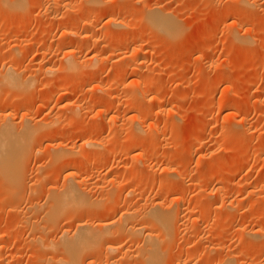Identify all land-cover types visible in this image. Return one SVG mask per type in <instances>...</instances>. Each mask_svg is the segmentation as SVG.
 <instances>
[{"label":"rangeland","instance_id":"rangeland-1","mask_svg":"<svg viewBox=\"0 0 264 264\" xmlns=\"http://www.w3.org/2000/svg\"><path fill=\"white\" fill-rule=\"evenodd\" d=\"M23 2L24 4L17 6L13 12L4 7L0 8V32L2 29L8 32V35L0 36V77H3L4 70L12 69L11 67L21 74L17 77L20 79L17 80L19 82L17 84L4 85L0 81V112L13 115V123L16 126L22 125L23 121L31 120L32 124L36 122L40 127L45 123L46 128L41 127L33 143V151L31 150L33 153L30 154L28 171L25 174L26 192L20 193V205L17 204L20 206L19 209L24 211L30 202H34L39 212L37 209L36 216L30 213L34 216L31 215L32 222L35 224L38 222L37 225L39 222L44 223L43 214L40 212L49 206L47 194L51 187L49 185L54 183L53 185L60 188L66 184L65 170L69 167L68 164L57 165L56 162L53 164L48 160V155L53 152V146L58 147L61 143L73 146L79 144L86 136L95 140L101 139L107 144L114 141V146L117 144L119 147H117L119 150L116 149L119 152L115 155L116 159L106 160L104 164H100L102 168L97 171H94L96 167L94 161L80 164V169L86 173V179L90 181L86 183L88 188L95 190L96 187L93 185L104 184L105 176L117 178L118 182L127 176L137 178L142 170L145 171L144 165L140 162L132 165L139 160L133 151L130 154L120 151L124 144L130 142L127 137L126 139L119 137V134L114 132L116 125L121 126L124 121L126 122L124 125H129L135 120L137 125L140 121L141 124L148 126L158 110L166 114L169 109H175L174 113L171 110L173 121L169 126L170 130L169 132L166 130L169 136L162 143L171 144L165 146L167 148L171 146L169 151L171 150L174 160L178 158L180 162L176 164L175 161L171 162V169L174 167L172 173L175 170L174 175L171 174V177L158 175L156 180L157 183L162 179L177 180L170 197L163 199L169 204L179 196V184L176 183H180L183 175H186L184 201L187 205L199 204V211L193 216L199 223L197 222L195 228L191 226L179 236L176 244L183 246L184 251L170 260L171 264H180L183 258L198 249L205 250L198 253L194 259L201 264L214 260L218 261V263L215 261L217 264L219 262L221 264L222 260H224L222 264H260L264 258V35L259 40V34L264 32V0ZM66 2L70 4L68 7L64 6ZM151 6L172 13L173 18H176L181 26V33L176 38L147 29L142 17ZM82 27L91 28L89 29L91 31L93 28L88 39H91L89 44L88 41L84 43L79 38L65 37V32ZM212 36H215V40L210 43ZM137 46L142 47L139 55L145 58L144 69L149 72L153 81L146 92L142 90L147 79L151 77L145 70L136 78L123 79L124 68L127 69V73L136 71L131 61L138 56L137 51H134ZM72 48L78 53L80 50L79 56L85 63L87 61L89 63L90 59L97 56L98 59L95 61L97 65L91 67L84 64L74 72L64 70L65 55ZM13 69L10 71L14 72ZM47 69L51 72H47ZM17 72L14 73L18 76ZM158 85L163 86L160 106L157 105L159 109L153 105L152 94ZM63 98L67 100L64 101ZM76 103L82 110L74 112L71 109ZM142 109L147 112L146 118L142 115L138 120L132 118ZM57 112L60 115L54 120ZM1 113V116L4 115ZM161 114L156 122L164 127L165 115ZM167 115L168 113L166 117ZM175 123H179L178 128L175 127ZM226 125L227 128L224 127ZM226 129L232 131L229 133ZM138 137L132 139L133 145L140 139ZM247 143L251 146L248 151ZM150 148V143L146 142L139 148V152L147 155ZM234 150L241 159L238 158L239 161L236 159L238 162L235 160L238 164L229 161L233 158L231 156ZM203 169L207 171L204 177ZM48 172L53 174L51 179L47 178ZM199 183L202 184L197 185L198 188L194 186ZM221 183L227 186V195L223 202H227V205L228 202H235V208H239H236L238 210L231 218L230 215H226L228 214L226 205L222 204L221 199L206 196L207 192ZM199 186L204 188L202 193L207 190L202 196ZM0 192H3L0 193V240L4 243V253L7 255L5 264H55L52 260L46 261L45 255L43 256L45 253L36 246L33 238L35 230L30 225L28 227V224L25 226L24 222L19 224L21 215L14 210L15 204H6L10 192L1 190ZM126 192L119 195L122 196V200L126 197ZM119 196L117 198L111 196L115 197L113 203L105 199L107 205L110 206L109 203H112L115 206L116 199L117 201L120 199ZM104 205L106 204L103 203L101 206ZM251 209L254 211L251 212ZM201 210L205 214H202ZM113 211L107 210V214L114 216ZM78 214L77 218L75 216L73 219L69 216L64 219L63 216L64 220L60 218V224L58 221L57 227L49 228L44 235L48 238H57L63 229L74 232L76 225L86 220L83 218L85 213ZM181 216V223L190 218L185 213ZM244 222L245 226L242 225ZM260 228L262 231L257 232L255 238L247 237L246 232L251 229L259 231ZM196 234H201V238L204 239L193 241L192 237ZM125 241L128 242H124L123 245L130 248L132 242L127 239ZM134 247L136 248L133 244ZM133 248L131 250L136 252L137 250ZM105 256V254L103 258L98 256L101 258L98 260L94 258L95 262L110 264L113 261L112 256L109 255L108 260ZM132 259V264H139L135 262L138 260ZM0 264H4V261Z\"/></svg>","mask_w":264,"mask_h":264},{"label":"bare ground","instance_id":"bare-ground-1","mask_svg":"<svg viewBox=\"0 0 264 264\" xmlns=\"http://www.w3.org/2000/svg\"><path fill=\"white\" fill-rule=\"evenodd\" d=\"M23 1L24 0H0V8L4 7V8H7L8 10H11L13 12L17 8V6L24 4ZM51 1H53V0H50V2ZM66 3L67 4H65L64 6L68 7L70 4H68V2H66ZM97 3H99V1ZM57 5H59V3H57ZM98 6H100V4H98ZM93 8H94V6H93ZM93 10L94 9H92V11ZM171 14H169V12L166 13L157 7L151 6V8L148 9V11L142 17V22L145 23L147 29H149L150 31L155 30L157 32L162 33L164 36L167 35L168 37H175L176 38V36H178L181 33V26L175 20L176 18L175 17L173 18V16ZM87 22H89V21H87ZM85 26L87 28V25H85ZM86 28L82 27L81 29L79 28V29L74 30V31L72 30V32L68 31V32H65L64 35L66 38H71V39L72 38H79L84 43L88 41V44H89V41L91 39L90 40H88V39L91 37L90 34L93 31V28H92V31L89 30L91 28H88V29H86ZM1 31H2V32H0L1 37L8 35V32H6V30L3 31V29H2ZM263 35H264V32L259 34V40L262 39ZM214 40H215V36H212L210 38L209 42L212 43V42H214ZM136 45H138V44H136ZM70 46H73V45H70ZM75 48L77 49L78 47H75ZM76 49L74 50L72 48L71 50L67 51L65 58H64L65 59V61H64L65 64L63 65L64 70H69L72 72L78 71L80 68H82V66L84 64H85V66L91 65V67H93L92 65H94V67H95V64H96L95 61H97V59H98L97 56L90 59L89 63H87L88 61L85 63V62H82V60H81L82 57H80L81 55L79 54L80 50L78 49L79 50V53H78L76 51ZM134 51H137L138 56L133 58L131 62L133 64V66L136 68V71L134 70V72L127 73L128 72L127 69L124 68L123 69V71H124L123 79L131 80L133 78H136L139 75H142V70H145L144 69V67L146 66L145 65L146 61L144 60L145 58L143 59L139 55V54H141L142 47L139 46ZM11 68L13 69L14 67H11ZM12 69L8 68L6 71L4 70L5 72L2 70L3 71V77H4V78L2 76L0 77V81L2 84L13 85V84L19 83L17 81L19 78H17V77H19L21 74L19 75V73L16 70L14 71V69H13V71L15 73L17 72V74H18V76H17L14 72L10 71ZM47 72H51V70L47 69ZM146 73H147V71H146ZM147 74L151 77L149 72ZM30 78L28 80H30ZM150 79H147L148 81L146 80L147 82H146L145 88L142 91H144V92L147 91L148 87L151 85V82H153L152 77ZM154 83H156V82H154ZM159 85H162V84H159ZM159 85L155 87V89L152 93L153 94V101H154V102L153 101L152 102H153V105L155 107L160 104L159 103L160 102V93H161V88L163 86L160 87ZM137 91H136V93H137ZM100 97L102 98V96H100ZM134 98H137V96ZM63 99H64V101L67 100V99L65 100V98H63ZM114 100H116V98H114ZM101 101H103V100L101 99ZM135 101H136V99H135ZM138 101H140V100H138ZM130 104H132V102ZM140 104H142V103L140 102ZM72 106H73V108H71V109L74 112L81 109L79 107L80 105H78L77 103L73 104ZM136 106H138L137 103H136ZM156 108H158V106ZM161 110H163V108ZM169 110L170 111L167 112L168 113L167 117H166L167 113L165 114L164 111L161 112L158 110V113L157 114L155 113L156 117L154 116L152 118V120H151L152 122L150 124H148V126H147V124L146 125L141 124L140 121H139V125H137L135 123V120H134V122H132V124L130 123L129 125L128 124L124 125L126 123L125 121H124L123 125H121V126L116 125V129L114 132L119 134V137L122 136V137H125V139L127 137L129 139L128 141L130 142V143H127V145L124 144L120 148V151L123 153H129V154H130V152L133 151L135 153L134 156H137L139 158V160L135 161L132 165H134L135 163L137 164L139 162L144 165L145 171L142 170V173L139 176L137 175L138 176L137 178L127 176V178L123 179L124 177L123 178L121 177L123 180L121 182H118V180H116L117 178H114V177L110 178L108 176H105V178H104L105 183L104 184H102V185L91 184V185L96 187V189L94 188L95 190H93V188H91V187L88 188L89 186L87 187L88 184L86 185V183H88L89 180L86 179L87 178L86 173L80 169V164L85 163V162L94 161L96 163V167H94V171H97V169L102 168V167H100V166H102L100 164H102V163L104 164V162L106 160H110V159L113 160L115 158V155L117 154V152L119 150L118 145L116 144V146H114L115 145L114 141H113V143L109 142V144H107V143L103 142L101 139L95 140V139H91V137L86 138L87 137L86 136L85 138H83L80 141L79 144L76 143L73 146H71V145L65 146V143H64V145H62V143L58 144V147H57V145L53 146V148H54L53 152H51L48 155V160L51 161L53 164H55V162H56L57 165H66V164L69 165V167H67V169L65 170V172L67 174L64 177V180H66L67 182L65 181L66 184H64L60 188L57 185H53L54 183L49 185V186H51L47 191L49 206L48 207L46 206L47 209H43L40 212L43 214L42 219L44 220V223L43 224L41 223L42 225L40 224V222L38 225H37L38 222H36V224L34 221L32 222V216H33L32 214H34V216H36L35 213H36V210L38 209L34 202H30V205L28 206V208L24 209V211L20 210L19 209L20 206H18V205H20V200H21V198H20L21 194L20 193L22 191L26 192V187H27L26 180L27 179L25 177L26 176L25 174L28 171L29 157H31L30 154L33 153V152L31 153V150L34 146L33 143L37 139L39 131H41L40 130L41 127L45 126V123H43L44 125H41V127H40L38 123L36 124V122H35L32 124V121L30 120V122H29V120H28L27 122L23 121L22 122L23 124L21 123L22 125L16 126L13 123V119H14V118H12L13 115L12 116L8 115L6 112L5 113L7 115H5L4 113L0 112L1 114H4L2 116L0 115V190L5 191V192H7V191L10 192V195L8 197L9 200H8V203H6V204H8V205L9 204L10 205L15 204L14 206H16V208L14 210H16V212H18L21 215L20 216L21 218L19 217L20 218L19 224H20V222L21 223L24 222V223H26V225L25 224H23V225L27 226V224H28V227L30 225L35 230L36 233H35V236L33 237L34 241L36 243V246H38L43 251V253H45V254H43V256L45 255L46 258L45 257H43V258H45L46 261L52 260L55 262V264H97L96 262H98V261L95 262V259L98 260V259L103 258L102 256H104V254H105L106 255L105 257L107 258V260L112 256L111 261L112 260L113 261L110 264H132L131 263V262H133V261H131L132 258L135 260H138L135 262H139V264H171L170 260L172 261L176 255H178L184 251L183 246L176 244V243H178L177 239L179 238V236L182 233L184 234L185 231L189 230V228L191 226H192V228H195L197 226V222L199 223V221L193 217L195 215V213H197L196 211H199L198 210L199 204L198 203H192V204H188V205L185 204L184 189L187 186L186 185L187 184L186 179H185L186 175H183L182 179L180 177L181 173L178 175L180 177L179 179H181V181H180V183H176V184L177 185L179 184L178 187L180 190L179 191L180 194L178 197H175L173 200L170 198L172 200V202L169 204H168V202H165L163 199H165L167 196L170 197L169 195L172 193V187L175 186V182H177V180L175 181L174 179L173 180L172 179H164V181H163V179H162L163 177H162V178H160V180L162 179V181H160V182L158 181V183H157V180H158L157 176L158 175L165 176V177L166 176L171 177L170 176L171 174L174 175L175 170L172 173V169L174 167L171 169V162L172 161L173 162L175 161V164L177 162L178 163L180 162L179 161L180 159H178V158H175L176 160H174L173 154L170 152L171 150L169 151V148L171 146H169L168 148H167V146H165V145H171V144L169 143V144L163 145V143H162V141L167 136H169V134H167V133L169 132V130H170L169 126H171V123L173 121L171 114L175 112V111L173 112V110H175V109H173V110L169 109ZM171 110H172V113H171ZM147 111H148V109H147ZM58 112L54 115V118H53L54 120L59 117L60 114ZM159 112H161L162 114L164 113L163 115H165V117H163L164 123H165L164 127H161L156 122V119H157V121L160 119L159 116L161 113L159 114ZM162 114H161V116H162ZM140 115H142V117L146 118L147 112L145 113V111H143V109H142V111L139 110L137 112V116L132 117V118L138 120ZM132 118H130V121L132 120ZM118 119H120V117ZM127 122H129V120ZM113 123H114V121H113ZM177 124H179V123H177ZM177 124L175 125V127H177ZM117 126H119V127H117ZM224 127L227 128L228 126L226 125ZM45 128L46 127H44L43 129H45ZM172 128L174 129V127H172ZM166 130H168V132ZM175 130H173V131H175ZM170 132H172V131H170ZM115 133H113V134H115ZM176 134H178V132H176ZM136 137L140 138V139H138L139 142L137 141L135 143V145H133L132 144L133 140ZM146 142L150 143V146H151V148H150L151 150H150L149 154H147V155L139 152V148H142ZM176 142H177V140H175V143ZM176 144H178V143H176ZM247 145H248V143H247ZM177 147H180V146H177ZM247 147H248L247 148V151H248L249 147H251L250 144ZM116 149H118V150H116ZM238 152H239V148H238ZM233 155L231 156L233 158L230 159L229 161H232L231 163H233V164L234 163L238 164L237 163L239 161L238 158L240 159V157H238V154L236 153L235 150H234ZM201 157L202 156H200V158ZM156 162L157 163L159 162V163L155 165ZM206 167H208V166H206ZM38 169H40V168H38ZM188 172H189V170H188ZM94 173H92V175ZM206 173H207L206 169H203L202 176L203 177L206 176ZM47 174H48L47 178L51 179L53 177V174H51L49 172ZM175 175L177 176V174H175ZM44 176H45V174H44ZM44 178H46V177H44ZM56 178H58V177H56ZM156 178H157V180H156ZM149 181H151V183ZM45 182H46V180H45ZM200 184H202V183L196 184L194 186L196 187L197 185H200ZM126 186L128 187L127 190H126ZM189 186H190V184H189ZM197 188H198V186H197ZM199 188H201V187L199 186ZM203 189H204L203 187L201 188V190L197 189V190L201 191V192L198 191V192H200L201 196L203 193H205L207 191L206 190L202 193ZM125 192H126V197L124 198V200H122L123 199L122 196L120 197L119 195H121L122 193H125ZM0 193H3V192H0ZM29 193H31V192H29ZM33 194H34V192H33ZM113 195L116 196V198H117V196H119V198H120L118 201L116 199L117 204L115 206L112 205L113 201L115 200V197L112 198ZM226 195H227V186L224 183H221V185H219L218 187H213L209 191V193L207 192V194H206V196H208V197L209 196L210 197L215 196L217 198V200L221 199L222 204L224 203L223 201H225L224 198ZM24 198L26 199V197H24ZM25 199H22V200H25ZM32 199H34V197H32ZM32 199L30 198L31 201H32ZM105 199H107L108 201H110V200L112 201L114 199L112 201V203H109L110 206H113V207H110L109 205H107V200H105ZM168 199H166V200H168ZM198 200L197 201L200 202V199H198ZM103 203L106 205L101 206ZM225 203L223 205H226V209H227L226 213H228L226 215L227 216L230 215V218H231L234 215V212L236 210H238L239 208L238 207H236L238 209L235 208V205H234L235 202L234 203L228 202V205H227V202H225ZM107 206H109V208ZM219 206L220 205H218V207ZM42 207H41V209H42ZM201 207H205V206L201 205ZM113 209H115V211H113ZM107 210H108V212H109V210L115 212V215L114 216H112V215L110 216V214L108 215ZM202 210H203V208H202ZM202 210H201V213H202ZM37 211L39 212V209ZM253 211L254 210L251 209V212H253ZM80 212L82 214L85 213L83 218H85L86 220L85 221L83 220L80 223H78V225H76V227H75L76 229L74 228L75 229L74 232H72L73 230L70 232L69 230L63 229L61 232V235L59 234V237H57V238H48L44 235L46 230L48 231L49 228L54 229L55 226L57 227L58 221L60 224V218H62L63 216H64L63 217L64 219L66 217L68 218V216H69V218L73 219V217L75 218V216L77 218V216L79 215L78 213H80ZM30 213H32V214H30ZM184 213L188 214L190 218H189V220H186L184 222L182 221V223H181L180 217L182 218L181 215ZM76 214H78V215H76ZM202 214H205V212ZM214 214H215V211H214ZM216 216H217V214H216ZM226 217H224V218H226ZM63 218H62V220H64ZM78 218L80 219V217H78ZM246 223H248V221ZM246 223L244 222V223H242V225L245 226ZM261 227L263 228V226H261ZM262 228H260L259 231H256V229H251L250 231L246 232L248 235L247 237H251V238L254 237L255 238V236L257 235V232L260 233L262 231L261 230ZM33 229H31V231H33ZM33 235H34V233H33ZM200 235L201 234L194 235V237H192L193 239L190 236L189 237L193 241L194 240L195 241H202L204 238L202 239ZM125 239L129 240L130 243L132 242L130 244V248L131 247L133 248V244L136 246V248L134 247L137 250L136 252H133L131 250L132 248L131 249L127 248L128 247L127 245L126 246L123 245L124 242H126V243L128 242V241H125ZM170 250H171V254H170ZM4 251H5L4 243L0 240V262L3 263V261H4V264H5V262H6L5 260L7 258V255L4 253ZM203 251L205 252L204 249H202V250L198 249V251H194L193 253H189L188 254L189 256H187L186 258H183L180 264H194V263L201 264V262H200L201 260H199L200 263H198V262L194 261V259H196L195 257L198 253H200V252L202 253ZM107 254H108V257H107ZM109 255H110V257H109ZM98 256L101 258H99ZM45 259L43 260L44 262H45ZM123 261H125V263H123ZM215 261L216 260H214V262H208L207 264H217L218 261H216L217 263ZM223 261L224 260L221 261V264ZM227 262H229V261H227ZM263 263H264V258H262L260 264H263ZM135 264H138V263H135ZM219 264H220V262H219Z\"/></svg>","mask_w":264,"mask_h":264}]
</instances>
